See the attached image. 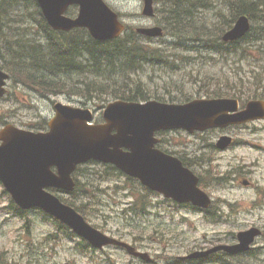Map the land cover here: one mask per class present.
<instances>
[{"label":"rangeland","instance_id":"1","mask_svg":"<svg viewBox=\"0 0 264 264\" xmlns=\"http://www.w3.org/2000/svg\"><path fill=\"white\" fill-rule=\"evenodd\" d=\"M116 10L126 13L125 22L130 25H163L170 30L165 17L170 16L166 0L157 4L155 20L142 16V2L140 0H107ZM217 0H202L206 5H194L191 11L184 14L187 23H178V26H186L185 33L199 31L205 27H216L223 18L228 17L238 7L236 3L246 0H222L224 5L217 8ZM185 12V11H182ZM166 41L170 47L177 48L169 31L166 33ZM12 41V37L6 36ZM24 43L25 41H18ZM26 44V42H25ZM16 52L23 53L20 48ZM251 54L243 58L240 54L228 57L214 55L213 59L202 58L196 60L194 67L177 71L176 66L168 63L166 71L149 69L135 75L151 93L152 97H162L164 100H186L187 98H205L212 96L218 89L227 93H251L264 92V45L259 49H251ZM12 54V53H11ZM24 70L34 71L31 60L24 59ZM261 62V63H260ZM258 65H260L258 67ZM11 67H15L11 63ZM194 68V70H193ZM88 75L76 73L70 79L72 86L79 79L88 81ZM139 80V81H140ZM252 82V83H249ZM231 83V86L228 85ZM249 83V84H248ZM10 92L23 90L21 95L23 103L14 95L0 101V114L6 115V120L24 128L37 122L49 120L54 116V103L61 101L66 104L79 107L96 108L98 115L102 113L100 106L108 103L111 98H102L92 103L80 96L65 92L42 95L30 89H20L14 80L9 84ZM242 94H238L241 95ZM106 99V100H105ZM85 102V104H84ZM254 129V125H252ZM259 131L251 136L254 147L235 148L233 150L218 151L203 149L217 142V131L199 134L186 132L167 133L160 137L166 139L163 149L181 151L183 155L191 159L197 167V171L205 181L206 190L227 208L229 216L225 221L212 223L202 214L192 208L176 209L172 203H165L159 195L148 197L153 202L147 216L136 213L138 203L131 204L133 199H140V190L133 189V196L127 191L131 184H123L120 177L109 178L106 182L98 184L99 189L86 199L81 206L85 210V216L100 229L108 234L117 236L138 246L139 249L149 252L154 259L152 263L136 260L126 251L118 248H108L99 253L91 250L81 252L76 241L60 233L57 242L46 239L51 234L59 233L57 228L48 223L43 215L32 212L31 216L21 218L7 210H0V257L7 264H61L71 261L72 264H196L180 261L195 250L209 248L218 243H231L236 241L237 233L248 229L252 225L258 226L264 231V123H259ZM250 134L251 132H243ZM90 173L99 167L89 166ZM100 175V174H99ZM101 176V175H100ZM86 179L85 174L82 175ZM95 180L98 183L102 178ZM251 181L250 186L243 185V180ZM218 180V181H215ZM123 187V188H121ZM101 189V190H100ZM103 189V190H102ZM0 184V208L8 204L7 194H3ZM62 196L65 194H61ZM150 201V202H151ZM78 199H76V203ZM79 205V204H78ZM86 206V207H85ZM132 206V210L130 207ZM235 211V214L231 212ZM29 222V234H25L24 225ZM254 256L236 259L237 264H264V234L254 244ZM173 259V260H171Z\"/></svg>","mask_w":264,"mask_h":264},{"label":"water","instance_id":"2","mask_svg":"<svg viewBox=\"0 0 264 264\" xmlns=\"http://www.w3.org/2000/svg\"><path fill=\"white\" fill-rule=\"evenodd\" d=\"M50 23L55 28L69 30L86 26L98 39L113 38L124 29L117 15L102 0H40ZM72 3L81 5L80 16L72 20L63 16ZM144 13L153 15V0H145ZM250 28L242 16L225 40L242 37ZM148 35H160L159 27L140 29ZM8 75L0 70V95ZM57 116L51 122V133L35 134L8 126L0 132V179L23 207L40 206L57 215L88 238L95 246L124 243L108 238L85 223L75 210L63 205L58 198L44 190L48 186L73 189L71 173L80 162L90 159L116 164L131 176L138 177L153 190L163 192L178 201L192 200L207 206L208 196L197 184V177L176 158L155 148L157 130L185 128L205 130L213 126H227L246 121L263 111L261 104H252L246 111L231 115L237 101L230 99L195 100L188 104H166L150 101L146 104L116 101L108 105L106 124L90 126L89 110L58 104ZM116 131V133H113ZM128 149V151L124 150ZM57 165L59 176L50 167ZM256 230L240 234L242 244L235 250L247 249Z\"/></svg>","mask_w":264,"mask_h":264},{"label":"trees","instance_id":"3","mask_svg":"<svg viewBox=\"0 0 264 264\" xmlns=\"http://www.w3.org/2000/svg\"><path fill=\"white\" fill-rule=\"evenodd\" d=\"M166 3L170 16L165 17V20L171 27L170 30H166V33L169 31L175 40V45L181 48L177 52L174 49L165 51L152 47L133 30L127 31L117 39L101 42L95 41L89 35L76 38L70 35L71 33H57L43 25V18L39 11L38 22L44 28L46 37L40 44L35 45L37 49L27 47L25 42L29 41L23 38L20 27L27 21L26 16L30 13V7L37 8L36 2L34 0H0V62L3 61V65L19 80L26 84L31 83L33 87L42 91L67 90L69 94L79 95L88 100L114 98L145 101L151 99L152 93L142 85L139 78L135 77L137 73L147 70L146 67L150 65L165 70L166 66H170L168 63L176 66L177 57L182 50H189L192 44L201 41L209 42L213 39L216 42L220 41V33L232 22L231 18L226 17L220 22L223 28L221 26L205 27L196 32L185 33L186 26L180 27L178 23H187V20L179 21V19L185 20L184 14L191 11L194 5L201 7L206 4L202 0H166ZM257 3L264 2L246 0L236 3L238 7L233 13L239 11L250 14L251 10H255ZM6 36L12 37V41ZM22 40L25 42H18ZM29 43L34 45L32 40ZM232 44L235 45V43ZM233 45L230 44V46ZM19 48L24 52L14 53ZM25 58L32 61L33 75L23 71V64L26 65ZM11 63L15 67H11ZM76 73L87 74L88 81L79 79L78 83L68 86L69 84L63 78L73 79ZM216 96L223 95L217 93ZM0 118L3 119V116ZM106 169L110 175H122L111 165H107ZM127 181L132 182V188L140 190L141 199L144 200L147 195L143 191L146 189L136 179L127 178ZM79 189L80 186L77 191Z\"/></svg>","mask_w":264,"mask_h":264},{"label":"bare ground","instance_id":"4","mask_svg":"<svg viewBox=\"0 0 264 264\" xmlns=\"http://www.w3.org/2000/svg\"><path fill=\"white\" fill-rule=\"evenodd\" d=\"M159 2H161L160 0L157 2V0H153V7H154V10H155V16L157 15V4L159 3ZM124 25H125V27H126V29L128 30V32H129V26L127 25V23L125 22L124 23ZM155 25H153L152 27H154ZM159 27H162L165 31H166V29H165V27L163 26V25H158ZM171 35V34H170ZM172 36V35H171Z\"/></svg>","mask_w":264,"mask_h":264}]
</instances>
